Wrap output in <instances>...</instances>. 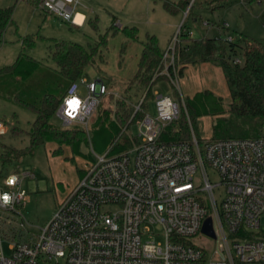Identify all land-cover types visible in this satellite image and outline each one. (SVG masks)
<instances>
[{"label": "built area", "instance_id": "built-area-1", "mask_svg": "<svg viewBox=\"0 0 264 264\" xmlns=\"http://www.w3.org/2000/svg\"><path fill=\"white\" fill-rule=\"evenodd\" d=\"M78 1L39 0V6L77 26ZM195 1L186 3L185 17ZM174 50L175 43L164 53L170 63L163 74L177 88L178 77L167 73ZM80 80L86 94L79 96L78 85H71L57 111L65 126L86 128L100 98L109 94L101 80ZM154 101L156 116L144 113L136 122L133 146L85 162L82 179L66 192L34 241L17 239L12 228L8 258L2 247L8 225L4 214L16 212L24 201L22 179L29 173L0 179V264H264V136L197 140L190 125L189 141L164 142V129L179 119V105L169 96H154ZM5 132L0 121V136ZM207 168L215 171L219 184L210 183ZM197 176L202 189L194 185ZM216 188L223 190L219 201ZM199 191L208 194L209 209L196 197ZM207 219L212 237L202 231ZM156 229L162 243L144 242ZM196 237L214 242L211 254L191 242Z\"/></svg>", "mask_w": 264, "mask_h": 264}, {"label": "rangeland", "instance_id": "rangeland-1", "mask_svg": "<svg viewBox=\"0 0 264 264\" xmlns=\"http://www.w3.org/2000/svg\"><path fill=\"white\" fill-rule=\"evenodd\" d=\"M129 1L122 0L123 3L128 2L130 4ZM182 1L188 2L189 0H169V2L176 4ZM122 2L116 7L114 6L118 11L117 14L111 12L112 10L109 12L110 8L106 4L107 1L99 2L98 7L100 8L97 13H89L79 7L77 11L86 13L87 22L84 27L76 28L56 15L47 13L39 5H30L26 0H0L1 9H12L11 21L0 33V69L12 66L20 55L27 58V63L34 62L37 64L36 67L31 65L33 69L28 78L21 79L15 77L14 74L0 76V121L6 128V132L0 136V152L3 146L20 151L30 147L26 133L35 120V114L22 102L36 104L44 93H58L55 87L60 81V77L57 74V65L51 57L55 41L75 43L85 49H90L97 46L105 38L104 46H100L98 50L104 56L106 73L109 77L103 76L97 69L89 67L85 70L83 79L91 82L102 78L106 84L110 83L115 89V92L109 91L107 96L100 98L87 127L83 128L87 142L81 147V156L73 155L69 148H63L62 154L54 155V146L47 144L34 148L30 154L20 158L18 162L3 164L0 161V179L11 174H18L22 177L29 173L22 179V190L26 194L24 201L16 207V212L4 214V221L8 222V225H4L5 239L2 243L3 254L6 258L10 256L7 238H10L11 231L15 229L16 238L19 240L34 241L40 233V229L50 221L58 203L66 192L82 179L84 175L82 168L85 162L93 161L95 155L108 154L112 156L133 146L132 138L136 139L139 134L136 122L142 118L135 120L127 127L117 124L119 132L113 134L112 138L109 135L112 127L106 130L95 129L94 122L98 110L113 108L112 98L115 101L119 99L124 93L128 81L136 75L142 42L145 41L146 35H152L149 33L150 30L160 31L162 38L159 48L166 53L174 43L176 46V37L178 41L183 20L186 18L185 25L188 31L192 32V40L204 38L225 40L227 37H231L239 46L237 51L239 59L242 58V48L244 47L241 41H237L239 36H244L252 41L264 39V0H196L186 17L184 12L176 15L166 11L161 0H151L149 10L139 18L146 21L143 20V24L135 26L139 37L136 42L128 40L115 26V18L123 22L124 17L130 15L129 7L124 8ZM172 20L178 23L173 32L162 26L164 22ZM224 25H227L226 29ZM28 39L33 41V45L28 46L27 41H25ZM163 61L165 66L170 63L169 60L163 59ZM80 81L76 82L78 95L83 97L86 90ZM64 89L59 90V95L63 97L68 91V89H65L66 91ZM159 95L173 98L179 105V118L183 114L185 115L183 100L186 97L181 98L179 90L167 78L157 80L149 95L143 91L138 96L136 105H139L141 100L143 101L140 111L142 117L144 113L152 117L156 116L154 96ZM222 107L225 111L228 110V106L223 105V103ZM227 116L225 115V117ZM132 118L133 116L131 120ZM215 119L213 117L212 120L210 118H198L192 121V130L197 140L212 139V125ZM110 120L117 123L113 114ZM178 121L172 124L178 123ZM53 122L58 128L67 127L58 115L54 117ZM16 130L20 132L17 135L13 133ZM119 135H122V139L119 140L118 147L111 150L113 140ZM128 143L131 145L127 146ZM119 147H121L120 151ZM207 176L211 184H219L215 171L207 168ZM194 185L202 189L204 182L197 176ZM222 191V188L214 189L215 198L218 201ZM196 197L201 199L204 206L209 209V198L206 192L199 191ZM21 224H24L23 227ZM157 232L159 229L153 230L149 237L147 235L143 237V241L162 243V239L156 236ZM210 241L204 237H196L191 240L192 243L206 248L211 254L214 249V242Z\"/></svg>", "mask_w": 264, "mask_h": 264}, {"label": "trees", "instance_id": "trees-1", "mask_svg": "<svg viewBox=\"0 0 264 264\" xmlns=\"http://www.w3.org/2000/svg\"><path fill=\"white\" fill-rule=\"evenodd\" d=\"M33 6L39 5V0H26ZM164 8L171 14L184 11L186 1L173 4L167 0L162 1ZM12 9L0 8V33H2L11 21ZM188 29L184 24L179 33V40L174 50L173 65L167 68L170 77L174 74L179 78L182 68L188 64L208 62L220 67L223 71L227 87L231 97L228 110L222 107V100L210 92L196 94L192 98H185L183 114L178 123L169 125L163 135L162 141L168 143L187 142L191 139L190 125L192 121L202 117L216 118L212 125V140L226 139H250L264 136V39L262 41L248 40L239 36L237 41L244 45L241 64H236L239 46L235 41L227 42L226 39L204 38L192 40L187 34ZM122 33L128 40L138 41V30L125 27ZM142 42V53L138 62V70L134 78L128 81V85L122 96L114 102L113 108H101L95 119V129L106 130L112 127L110 138L119 132V125L128 126L142 118L140 111L134 113L136 100L141 92L146 91L149 95L151 88L157 80L167 79L163 74L165 65L163 61L164 52L158 45L157 38L146 35ZM28 46L33 41L25 40ZM105 38L90 49L66 41H55L51 57L57 65L59 82L55 89L58 93L46 92L36 104L22 102L35 114V120L30 130L26 133L30 147L24 151L12 147L3 146L0 152V161L3 164L18 162L23 156L30 154L39 146L53 143L57 146L54 155L62 154L63 148H69L73 155L81 156V147L86 144L85 130L76 124L65 128L54 125L53 119L62 102L63 96L59 95L60 89H69L71 85L83 78L87 68L96 67V58L101 57L99 47L104 46ZM25 44V43H24ZM27 58L20 55L16 62L9 67L0 69V76L4 74L16 75L21 79L28 78L33 67L37 64L26 62ZM28 61H30L28 59ZM30 64V65H29ZM64 89V90H65ZM66 91V90H65ZM108 98V97H107ZM109 98V99H111ZM141 105L140 109L142 108ZM116 117L117 123L110 120L111 115ZM225 115H228L225 117ZM133 116L132 120L131 117ZM20 133L18 130L13 132ZM111 145V150L118 147L122 135L117 136ZM127 143V141H126ZM133 143V139H132ZM128 143L127 146H130ZM123 147V146H122ZM119 151L121 147L118 148ZM124 149V148H123ZM122 149V150H123Z\"/></svg>", "mask_w": 264, "mask_h": 264}, {"label": "crops", "instance_id": "crops-1", "mask_svg": "<svg viewBox=\"0 0 264 264\" xmlns=\"http://www.w3.org/2000/svg\"><path fill=\"white\" fill-rule=\"evenodd\" d=\"M84 0H79L78 5L75 7L74 13L75 16V22L78 24L77 26H74L76 28H82L87 22V15L86 13H83L82 11H77V9L80 7L89 13H97L100 5L99 2L107 1V5L110 8L109 12H115L114 14H117L118 11L115 8L117 5H119L122 0H85L86 2H83ZM128 2L123 3L122 6L126 8L129 7L130 15L124 17V21L120 22V19L115 18V26L119 28V31L122 33V29L125 27H134L138 26L139 24H143V20L145 19H139L142 17V14H145L150 7L151 0H130ZM92 3V4H91ZM115 6V7H114ZM115 8V10H114ZM183 12V11H179ZM139 14V15H137ZM177 15V14H176ZM144 17V15H143ZM146 21V20H145ZM178 23L176 21H167L162 24L163 27H167L170 29L171 32L176 29ZM150 34L155 36L158 41V45L161 44V33L160 31H149ZM123 34V33H122ZM142 52V47L140 50V54ZM139 62V61H138ZM105 60L104 56L101 53L100 58H96V67L97 70L106 77H109L106 73V67H105ZM98 80H101L108 88L110 92H115V89L112 87V85L106 84L102 78H99ZM115 86V84H114ZM177 89L180 92L181 98H192L196 94L202 93V92H210L215 97L220 98L222 100L223 105L229 106L231 103V97L230 93L227 87V83L223 74V71L220 67L213 65L212 63L203 62V63H197V64H188L183 66L182 72L180 77L178 78V87ZM183 92H182V90ZM210 118L212 120V117H202L201 119H208ZM53 145L55 150L57 149V146L53 143H50L49 145Z\"/></svg>", "mask_w": 264, "mask_h": 264}, {"label": "water", "instance_id": "water-1", "mask_svg": "<svg viewBox=\"0 0 264 264\" xmlns=\"http://www.w3.org/2000/svg\"><path fill=\"white\" fill-rule=\"evenodd\" d=\"M203 233L208 235V236H213L212 234V227H211V219H207L204 223L203 229H202Z\"/></svg>", "mask_w": 264, "mask_h": 264}, {"label": "clouds", "instance_id": "clouds-1", "mask_svg": "<svg viewBox=\"0 0 264 264\" xmlns=\"http://www.w3.org/2000/svg\"><path fill=\"white\" fill-rule=\"evenodd\" d=\"M4 200H5V201H7V200H8V197H7V196H5V197H4Z\"/></svg>", "mask_w": 264, "mask_h": 264}]
</instances>
